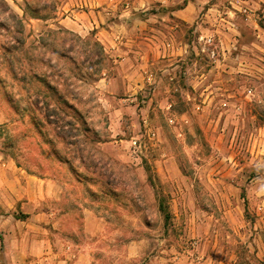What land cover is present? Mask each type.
<instances>
[{"label": "rangeland", "instance_id": "1", "mask_svg": "<svg viewBox=\"0 0 264 264\" xmlns=\"http://www.w3.org/2000/svg\"><path fill=\"white\" fill-rule=\"evenodd\" d=\"M4 1L0 199L13 171L23 197L0 221L23 250L264 264V0Z\"/></svg>", "mask_w": 264, "mask_h": 264}, {"label": "crops", "instance_id": "2", "mask_svg": "<svg viewBox=\"0 0 264 264\" xmlns=\"http://www.w3.org/2000/svg\"><path fill=\"white\" fill-rule=\"evenodd\" d=\"M187 9L184 8L178 11L177 15L182 20L190 22L193 16ZM19 181L20 178H17L15 171H13L9 179L10 189L5 191V201L0 199V207L4 211L13 209L23 197ZM17 183L19 189H17ZM8 218H11L15 223L10 220L0 221V231H4V233L0 234L3 237L4 243L9 239L15 238L14 247L20 250H0V264H68L71 257L76 259V264H82L83 260L84 262L85 260L88 261V257L85 258L82 255V250H23L28 248V243H26L27 236H19L17 239L15 231L11 230V227H14L16 224V219L11 216ZM9 225H11L10 228H8ZM42 247L44 246L41 245Z\"/></svg>", "mask_w": 264, "mask_h": 264}, {"label": "trees", "instance_id": "3", "mask_svg": "<svg viewBox=\"0 0 264 264\" xmlns=\"http://www.w3.org/2000/svg\"><path fill=\"white\" fill-rule=\"evenodd\" d=\"M0 49L5 57H9L14 49L15 42L22 39L24 26L23 19L18 17L7 2L0 0ZM8 58L5 59L7 62Z\"/></svg>", "mask_w": 264, "mask_h": 264}]
</instances>
